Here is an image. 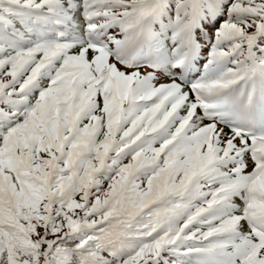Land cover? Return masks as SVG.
Segmentation results:
<instances>
[{
  "label": "snow or ice",
  "instance_id": "1",
  "mask_svg": "<svg viewBox=\"0 0 264 264\" xmlns=\"http://www.w3.org/2000/svg\"><path fill=\"white\" fill-rule=\"evenodd\" d=\"M0 264H264V0H0Z\"/></svg>",
  "mask_w": 264,
  "mask_h": 264
}]
</instances>
